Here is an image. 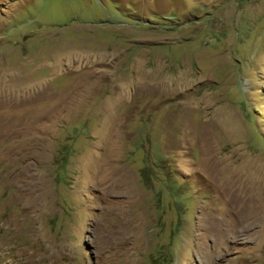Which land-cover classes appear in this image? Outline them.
I'll return each mask as SVG.
<instances>
[{
    "label": "rangeland",
    "instance_id": "1",
    "mask_svg": "<svg viewBox=\"0 0 264 264\" xmlns=\"http://www.w3.org/2000/svg\"><path fill=\"white\" fill-rule=\"evenodd\" d=\"M0 264H264V0H0Z\"/></svg>",
    "mask_w": 264,
    "mask_h": 264
}]
</instances>
